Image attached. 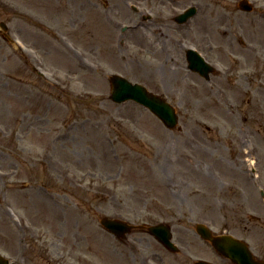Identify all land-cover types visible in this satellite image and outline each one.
I'll return each instance as SVG.
<instances>
[{
	"label": "rangeland",
	"instance_id": "obj_1",
	"mask_svg": "<svg viewBox=\"0 0 264 264\" xmlns=\"http://www.w3.org/2000/svg\"><path fill=\"white\" fill-rule=\"evenodd\" d=\"M125 1L0 0L10 38L34 47L52 76L40 79L32 58L0 35V253L13 264H220L196 223L214 233L253 229L263 250L264 48L253 58L235 34L257 47L264 24H234L235 0H130L163 17L172 6L205 4L218 22L207 24L211 56L230 72L206 82L187 74L177 37L164 32L172 23L143 20ZM140 24H162V32ZM198 30L208 39L205 25ZM113 73L164 97L178 126L167 130L135 102L109 101ZM249 142L257 150L252 181L241 162ZM102 216L168 223L180 252L139 230L118 240L101 229Z\"/></svg>",
	"mask_w": 264,
	"mask_h": 264
},
{
	"label": "water",
	"instance_id": "obj_2",
	"mask_svg": "<svg viewBox=\"0 0 264 264\" xmlns=\"http://www.w3.org/2000/svg\"><path fill=\"white\" fill-rule=\"evenodd\" d=\"M0 27L4 29V25L0 23ZM111 86H112V95L111 98L115 101H124L128 97H131L141 104L147 106L150 109V112H153L158 118H160L164 123V125L167 128H173L176 124V116L174 114L173 109L164 101L161 99L153 96L152 94L147 93L144 91L143 88L139 86H131L129 83H127L125 80L119 78V77H114L111 79ZM101 224L107 228L109 231L113 233H117L120 235V233L127 232L128 226L125 224H122L118 221L114 220H107V219H101ZM162 227V226H160ZM163 230L160 228H148V231L150 233H157V234H162L164 235L162 242L167 248H171L174 250L173 246L168 242V229L166 227H162ZM198 232L201 235L202 238L208 239L211 241L212 245L216 247V249L219 252H225L226 256L230 257L231 260L237 262V264H245L247 260L250 259V256L248 255L247 252H244V254H235L231 250H225L222 246L225 240H223L222 237H216L212 238L207 229H203L202 227H198ZM231 240L229 239V242ZM244 249V248H243ZM246 258V260H243L242 258ZM0 264H6L5 261H3L0 258ZM196 264H205V262H197ZM207 264V263H206Z\"/></svg>",
	"mask_w": 264,
	"mask_h": 264
},
{
	"label": "flooded vegetation",
	"instance_id": "obj_3",
	"mask_svg": "<svg viewBox=\"0 0 264 264\" xmlns=\"http://www.w3.org/2000/svg\"><path fill=\"white\" fill-rule=\"evenodd\" d=\"M221 264H230V263L227 260H225L224 258H222Z\"/></svg>",
	"mask_w": 264,
	"mask_h": 264
},
{
	"label": "bare ground",
	"instance_id": "obj_4",
	"mask_svg": "<svg viewBox=\"0 0 264 264\" xmlns=\"http://www.w3.org/2000/svg\"><path fill=\"white\" fill-rule=\"evenodd\" d=\"M173 67L175 68V67H177V66H176V65H175V66L173 65Z\"/></svg>",
	"mask_w": 264,
	"mask_h": 264
}]
</instances>
